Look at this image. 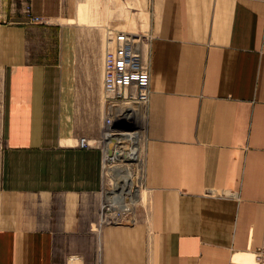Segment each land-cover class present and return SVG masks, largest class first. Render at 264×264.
I'll return each instance as SVG.
<instances>
[{"label": "crops", "instance_id": "0c3cea01", "mask_svg": "<svg viewBox=\"0 0 264 264\" xmlns=\"http://www.w3.org/2000/svg\"><path fill=\"white\" fill-rule=\"evenodd\" d=\"M132 2L146 15L138 33L149 36L141 52L150 66L136 221L94 228L102 150L61 143L88 137L76 133L77 98L89 77L102 89L103 46L96 41V74L75 68L64 48L12 63L0 264H253L264 243V0ZM25 3L48 19L97 25L77 16L76 0H0L6 10ZM104 100L83 104L103 116Z\"/></svg>", "mask_w": 264, "mask_h": 264}, {"label": "rangeland", "instance_id": "374dc122", "mask_svg": "<svg viewBox=\"0 0 264 264\" xmlns=\"http://www.w3.org/2000/svg\"><path fill=\"white\" fill-rule=\"evenodd\" d=\"M77 2V16L96 21V26L78 23L75 18L73 22L65 19L63 21L62 19H48L34 14L30 4L27 3L21 10H6L0 6V157L4 147L6 70L10 64L21 61L53 60L57 58L56 55L59 54L60 48H64L69 53L70 62L75 68L87 67L88 71L96 74L101 64V52L97 50L99 45L96 41L100 43L101 49L106 36L113 31L124 29L134 33L140 32L138 31L140 25L142 30H146V15L140 14V22L136 10L132 8L134 6L132 0H76ZM16 11L22 15L21 20H13L7 16V13ZM75 11L76 9L73 12ZM34 16L39 19H35ZM89 80L91 83L89 88L80 89V100L79 96L77 98L75 129L76 133L82 131L87 133L89 139H100L102 106L101 112H98L97 103L87 105L83 103H85L84 99L93 96L103 102L105 95L100 87H96L91 77ZM76 142L77 140H72L61 143L81 148ZM100 147L104 148L102 144L99 149ZM112 163V159L107 164L102 159L100 168L101 180H103L100 194L102 199L94 215L95 229L97 226H103L99 217L101 204L108 199L104 198L105 193L113 187L112 183L116 180L113 168H110ZM131 167L138 171L134 165ZM139 188H142V184ZM131 199L129 195L122 202L127 203L134 212L135 208L141 206L142 203H133ZM144 205H147V202Z\"/></svg>", "mask_w": 264, "mask_h": 264}, {"label": "built area", "instance_id": "2783aa9c", "mask_svg": "<svg viewBox=\"0 0 264 264\" xmlns=\"http://www.w3.org/2000/svg\"><path fill=\"white\" fill-rule=\"evenodd\" d=\"M34 18L39 19L37 16ZM148 39L149 36L144 33L124 29H118L106 36L101 68L105 107L100 139L81 136L77 139V146L99 148L106 135L138 130L139 123L134 122L136 119L140 120L141 106L147 104L150 98V66L141 52V47ZM100 149L103 161L107 164L110 158L105 157L104 148ZM132 210L127 203L116 197L105 199L100 208V223L132 224L136 221ZM253 264H264V243L254 252Z\"/></svg>", "mask_w": 264, "mask_h": 264}, {"label": "bare ground", "instance_id": "6f19581e", "mask_svg": "<svg viewBox=\"0 0 264 264\" xmlns=\"http://www.w3.org/2000/svg\"><path fill=\"white\" fill-rule=\"evenodd\" d=\"M142 115L139 116L141 120ZM136 119L134 123H140L141 121ZM135 126V125H134ZM137 128V124L135 126ZM141 127V126H140ZM142 129L134 130L131 132H115L103 137L101 144L104 147L105 157L112 159L115 165L111 164L110 168H113V174L116 180L113 181V187H110L105 193V197H116L120 201H123L126 196L132 197V202H137V195L139 192V163L137 159H140L139 148L142 139ZM109 155V156H108ZM132 165L136 167L135 171L132 169ZM103 198V199H104Z\"/></svg>", "mask_w": 264, "mask_h": 264}]
</instances>
